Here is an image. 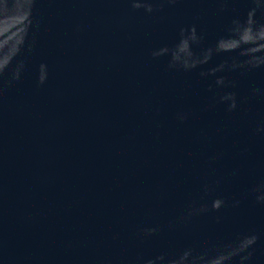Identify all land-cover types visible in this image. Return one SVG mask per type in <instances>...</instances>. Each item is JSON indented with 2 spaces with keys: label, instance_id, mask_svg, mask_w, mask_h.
<instances>
[{
  "label": "water",
  "instance_id": "water-1",
  "mask_svg": "<svg viewBox=\"0 0 264 264\" xmlns=\"http://www.w3.org/2000/svg\"><path fill=\"white\" fill-rule=\"evenodd\" d=\"M0 264H264V0H0Z\"/></svg>",
  "mask_w": 264,
  "mask_h": 264
}]
</instances>
